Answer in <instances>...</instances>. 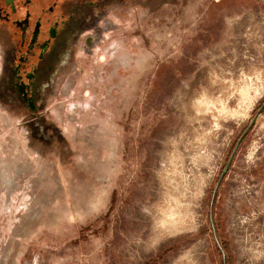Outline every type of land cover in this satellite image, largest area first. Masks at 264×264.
I'll list each match as a JSON object with an SVG mask.
<instances>
[{"label":"rangeland","instance_id":"374dc122","mask_svg":"<svg viewBox=\"0 0 264 264\" xmlns=\"http://www.w3.org/2000/svg\"><path fill=\"white\" fill-rule=\"evenodd\" d=\"M198 2L94 19L34 109L0 34V264H264V110L217 188L264 103V0Z\"/></svg>","mask_w":264,"mask_h":264},{"label":"flooded vegetation","instance_id":"af4514ba","mask_svg":"<svg viewBox=\"0 0 264 264\" xmlns=\"http://www.w3.org/2000/svg\"><path fill=\"white\" fill-rule=\"evenodd\" d=\"M104 1L0 0V34L11 46L8 87L32 109L39 96L46 103L55 78L62 89L73 43L101 15Z\"/></svg>","mask_w":264,"mask_h":264},{"label":"crops","instance_id":"0c3cea01","mask_svg":"<svg viewBox=\"0 0 264 264\" xmlns=\"http://www.w3.org/2000/svg\"><path fill=\"white\" fill-rule=\"evenodd\" d=\"M198 1L199 0H105L101 4V13H99L101 16L97 17V25L99 26L101 21H104V18L115 22L118 19H137L140 13L143 14V19L147 20V24L151 16L155 21H160L163 24V21L167 19L163 18L165 13L190 14L195 10V7L199 6ZM174 19H176V16H174Z\"/></svg>","mask_w":264,"mask_h":264},{"label":"water","instance_id":"95a60500","mask_svg":"<svg viewBox=\"0 0 264 264\" xmlns=\"http://www.w3.org/2000/svg\"><path fill=\"white\" fill-rule=\"evenodd\" d=\"M263 110H264V103H263V105L261 106V108L257 111V113H256V115H255V117H254V119L252 120V122L250 123V125L248 126V128L245 130V132L243 133V135L239 138V140H238V142H237V144H236V147H235V149H234V151H233V153H232V155H231V157H230V159H229V162H228L227 166L225 167L224 172H223L222 175H221V179H220V181H219L218 184H217V188L219 187V185H220L222 179L225 177L226 173L228 172V170H229V168H230V166H231V164H232V161H233V159H234V157H235V155H236V153H237V151H238V149H239L241 143L243 142L245 136H246L247 133L250 131V129L255 125V123H256V121H257L259 115L262 113ZM216 191H217V189H216ZM216 191H215V193H216ZM211 223H212V225H214L213 214H212V213H211Z\"/></svg>","mask_w":264,"mask_h":264},{"label":"trees","instance_id":"16d2710c","mask_svg":"<svg viewBox=\"0 0 264 264\" xmlns=\"http://www.w3.org/2000/svg\"><path fill=\"white\" fill-rule=\"evenodd\" d=\"M217 194H218V191H216L215 195H214V200H213V203H215V200H216V197H217Z\"/></svg>","mask_w":264,"mask_h":264}]
</instances>
